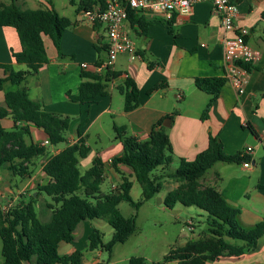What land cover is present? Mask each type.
Wrapping results in <instances>:
<instances>
[{
  "label": "crops",
  "instance_id": "0c3cea01",
  "mask_svg": "<svg viewBox=\"0 0 264 264\" xmlns=\"http://www.w3.org/2000/svg\"><path fill=\"white\" fill-rule=\"evenodd\" d=\"M28 1L16 0V4L23 9L31 8L27 7ZM231 1L239 10L235 24L248 29L246 42L258 52L259 58L246 73L243 91H238L226 79L204 119L201 114L209 95L196 87L194 78L226 77L228 69V64L223 59L222 29L210 2L195 3L189 12L175 14L170 25L145 15L150 21L145 31L136 24L130 25L127 19L125 26L133 37L137 57L129 59L120 55L116 58L109 68L116 75L108 77L107 94L96 97L89 106L72 101L68 93H78L82 81L81 63L90 66L85 71L105 75V67H95L104 64L106 60L105 51L98 52L95 48L98 39L103 42V28L99 24L92 25L82 16L81 10L76 12L74 9L75 16L67 15L74 23L64 30L60 40L59 50L63 55L60 56L52 40L43 35L49 61L25 81L32 100L40 102L47 111L71 117L66 141L53 146L47 145L49 153L56 154L66 145L76 142L79 127L81 137L85 138V144L90 148L87 156L79 160V169L82 166L83 170L80 171L84 172L90 167L92 159L99 156L104 163V179L110 180V190L116 188L123 176L132 182L134 180L129 166L119 164L117 168H113L110 165V160L122 152V144L115 139L113 126H125L129 135L144 140L153 126L159 127L158 123L161 124L169 117V125L163 127L175 159H194L207 148L209 135L217 136L223 151L229 155H243L247 146L252 147V153L246 155L248 167L243 166L245 161H218L205 171L199 182L204 186L215 187L229 205L239 209L238 219L242 226L252 227L264 220V21L261 17L264 0ZM0 2L9 3L7 0ZM98 2L102 3L104 0H96L94 5ZM56 11L58 12L57 9ZM20 50L16 30L0 25V63L11 64L16 70L25 69V65L18 64L12 55ZM0 76H3L1 68ZM126 77L134 80L139 89L138 106L128 112L123 109V96L118 90ZM160 83L162 88L147 93L152 86ZM16 88L10 81L3 83L0 106H5L4 93ZM175 108L178 112L170 117ZM85 109L87 112L83 111ZM0 122L6 129L13 126L9 117ZM30 130L31 141L42 144L48 140L42 129L31 126ZM92 135L100 144H103L102 136L106 135L108 142L92 149L89 143ZM46 159L47 156L39 159V169L35 172L32 170L25 186L32 188L39 180L38 174L42 180L37 184L49 181L42 170ZM13 180L16 182L15 177ZM163 183H170L169 189L177 185L172 180H164ZM17 193L20 195V190ZM193 229L192 222L191 232ZM200 236L201 234L194 235L192 238ZM72 243H65L64 253L75 250ZM209 264H264V234L254 250L240 256H222Z\"/></svg>",
  "mask_w": 264,
  "mask_h": 264
},
{
  "label": "trees",
  "instance_id": "16d2710c",
  "mask_svg": "<svg viewBox=\"0 0 264 264\" xmlns=\"http://www.w3.org/2000/svg\"><path fill=\"white\" fill-rule=\"evenodd\" d=\"M70 2L73 3L72 0ZM95 3L96 0H79L75 11L91 9ZM261 17L264 21V12ZM127 19L130 25L136 24L143 31L150 23L144 14L130 9ZM73 23L69 17L60 15L50 1L36 9L20 8L16 0L0 2V25L16 30L21 50L12 55L18 64L25 65V69L16 70L11 64L0 63L3 70L0 90L5 81L17 86L15 90L4 93L5 106H0V120L9 117L13 122L10 129L4 128L0 122V173L5 169L14 177L28 178L32 173L33 159L47 156L42 170L49 177L47 183L36 185L27 201L20 200L5 210L0 209L3 258L0 264H82L79 250L62 254L58 250L59 244L72 243L77 225L92 219H103L113 232L110 240L103 243L102 233L93 229L88 235V249H102L110 255L115 244L124 243L136 230V215L124 216L118 204L126 201L139 209L163 188L164 180H172L177 184L164 196V206L172 209L181 204L203 211L207 233L189 238L182 245L170 249L161 261L149 262L143 256L132 255L127 264H209L222 256H240L254 250L264 234V220L252 227L242 226L238 219L239 209L229 205L215 187L204 186L199 182L215 162H242L248 159V156L240 153L226 154L217 136L209 135L207 148L194 159H175L163 126H153L148 137L139 140L129 135L125 126L114 125L115 139L122 144V152L110 160V165L117 168V165L124 164L132 169L134 179L141 187V197L137 201L130 195L133 183L126 176L121 178L116 188L101 190L105 169L99 156L92 159L90 167L84 172L80 171L79 160L87 156L90 148L85 144V138L81 137L79 127L76 142L53 155L49 153L47 145L30 140V128L35 126L47 135L48 145L66 141L71 117L47 111L40 102L32 100L25 81L49 61L42 36L46 35L52 40L61 56L63 54L59 46L62 34ZM262 39L264 41V23ZM97 41L96 50L105 51L106 45L100 39ZM240 65L247 71L252 69L251 63ZM80 75L82 81L78 93H68V97L89 106L96 97L107 94L108 77L116 73L106 68L105 75L101 76L82 69ZM225 81L226 77L220 76L194 78L196 87L209 95L201 114L202 119L206 117ZM162 87V83L156 84L147 93ZM118 90L123 96L125 112L138 106L139 89L134 80L126 77ZM83 111L87 112V109ZM177 112L175 108L169 116L173 117ZM27 138L29 141H26ZM173 160L178 161V166L168 171ZM41 194L49 196L51 200L45 204L50 210L48 221L40 220L34 208ZM93 264L107 263L95 261Z\"/></svg>",
  "mask_w": 264,
  "mask_h": 264
},
{
  "label": "rangeland",
  "instance_id": "374dc122",
  "mask_svg": "<svg viewBox=\"0 0 264 264\" xmlns=\"http://www.w3.org/2000/svg\"><path fill=\"white\" fill-rule=\"evenodd\" d=\"M47 1H50L61 15H68L70 17L75 16L74 9L79 2V0H73L74 4H71V0H29L27 7L33 9L35 6L46 5ZM101 139L103 144L108 142L106 135H103ZM89 143L92 149L103 145L100 144V141L95 139L93 135ZM41 157L42 156H38L35 158L36 160L34 159V167L32 168L34 172L39 169V159ZM177 166L178 161L173 160L168 171L173 170ZM80 169L83 170V167L80 166ZM13 177L14 176H12L10 172L2 169L0 173L1 210H5L10 205H14L20 200L27 201L31 191L34 190L37 183L42 180L41 175L38 174L37 178H39V180L32 188H29L25 186L29 178H19L16 176L15 182ZM109 182V178L104 179L100 185L102 191L109 190ZM132 183L130 195L134 201H137L141 197V187L135 179ZM169 187H171V184L166 183L158 193L147 200L139 209H135L126 201H122L118 204V209L124 216L129 217L136 215V230L124 243L115 244L112 247L110 255L107 251L102 249H88V234L91 229L99 230L102 233V242L107 243L113 232L110 225L103 219H92L84 221L85 223L82 222L78 224L74 231L72 246L82 253V264H92L95 261H105L107 264H127L128 258L132 255L143 256L149 262H158L162 260V257L166 255L170 249L182 245L190 237L192 238L194 235L197 236L199 234L204 236L207 233V225L204 222L206 216L203 211L194 206L186 207L181 204H177L172 209L164 206L163 198L167 191L170 190ZM18 190H20V195L17 193ZM46 202H51L50 197L42 194V196H38L37 202L34 205L37 216L42 221H48L50 218V210L45 207ZM189 220H192L194 223L193 234L186 224ZM64 246L65 243L63 242L58 249L62 254L64 253ZM2 260L0 239V262Z\"/></svg>",
  "mask_w": 264,
  "mask_h": 264
},
{
  "label": "built area",
  "instance_id": "2783aa9c",
  "mask_svg": "<svg viewBox=\"0 0 264 264\" xmlns=\"http://www.w3.org/2000/svg\"><path fill=\"white\" fill-rule=\"evenodd\" d=\"M201 1L210 2L219 18L222 29L223 59L228 64L226 79L230 80L238 91H243L248 71L240 64L256 62L259 54L246 42L248 29L236 26L235 21L239 16V10L231 0H104L91 9L82 10L81 14L87 21L92 25L99 23L103 28L106 60L104 64L95 66L96 69L110 68L120 55H125L129 59L137 57L133 37L125 26L129 9L169 22L175 14L187 13L195 3ZM80 67L87 70L90 66L87 63H81ZM42 144L48 145L49 141L45 140ZM252 151V147L247 146L242 154L247 155ZM243 166L248 167L249 162L245 161ZM186 224L189 229H192L191 220Z\"/></svg>",
  "mask_w": 264,
  "mask_h": 264
},
{
  "label": "water",
  "instance_id": "95a60500",
  "mask_svg": "<svg viewBox=\"0 0 264 264\" xmlns=\"http://www.w3.org/2000/svg\"><path fill=\"white\" fill-rule=\"evenodd\" d=\"M170 118L169 117H167L160 125H159V127L160 126H168L169 125V123H168V121L170 122Z\"/></svg>",
  "mask_w": 264,
  "mask_h": 264
}]
</instances>
